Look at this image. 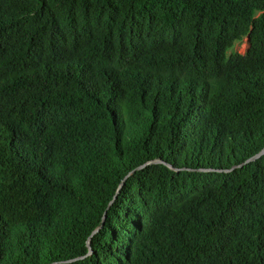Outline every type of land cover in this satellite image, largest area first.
I'll list each match as a JSON object with an SVG mask.
<instances>
[{"label": "trees", "instance_id": "obj_1", "mask_svg": "<svg viewBox=\"0 0 264 264\" xmlns=\"http://www.w3.org/2000/svg\"><path fill=\"white\" fill-rule=\"evenodd\" d=\"M263 148L264 0H0V264H264Z\"/></svg>", "mask_w": 264, "mask_h": 264}, {"label": "rangeland", "instance_id": "obj_2", "mask_svg": "<svg viewBox=\"0 0 264 264\" xmlns=\"http://www.w3.org/2000/svg\"><path fill=\"white\" fill-rule=\"evenodd\" d=\"M247 47H248V41H247V39H245L242 43L237 44L234 47V51L243 54V53H245Z\"/></svg>", "mask_w": 264, "mask_h": 264}, {"label": "water", "instance_id": "obj_3", "mask_svg": "<svg viewBox=\"0 0 264 264\" xmlns=\"http://www.w3.org/2000/svg\"><path fill=\"white\" fill-rule=\"evenodd\" d=\"M248 40V39H247ZM264 155V148L258 153V154H256L255 156H253L250 160H248V161H254V160H256V159H258V158H260L261 156H263ZM104 220V217L102 218V221ZM95 233V232H94ZM93 233V234H94ZM88 248H89V246H88ZM89 254H90V252H89Z\"/></svg>", "mask_w": 264, "mask_h": 264}]
</instances>
